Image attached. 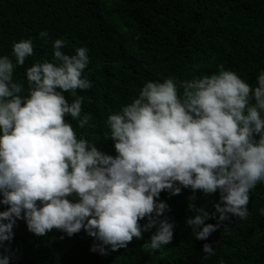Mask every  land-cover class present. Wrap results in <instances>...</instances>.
<instances>
[{
	"label": "clouds",
	"instance_id": "9594fccd",
	"mask_svg": "<svg viewBox=\"0 0 264 264\" xmlns=\"http://www.w3.org/2000/svg\"><path fill=\"white\" fill-rule=\"evenodd\" d=\"M66 43L55 39L53 60L26 68L27 87L13 79V70L32 55L31 38L13 43L15 63L0 55V205L6 206L0 210V264L12 258L19 219L37 236L53 228L68 236L83 229L96 241L90 250L100 254L126 248L145 231L151 235L144 246L159 249L174 231L161 191L192 190L186 224L198 240L230 216L250 215L249 190L264 182V69L251 85L223 65L188 80L146 81L104 121L111 155L78 136L66 118L78 129L94 126L77 94L92 86L83 71L88 49L66 54ZM197 190L219 193L214 212L194 203ZM210 218L216 223H206ZM202 252L207 259L215 249L204 243Z\"/></svg>",
	"mask_w": 264,
	"mask_h": 264
},
{
	"label": "trees",
	"instance_id": "16d2710c",
	"mask_svg": "<svg viewBox=\"0 0 264 264\" xmlns=\"http://www.w3.org/2000/svg\"><path fill=\"white\" fill-rule=\"evenodd\" d=\"M41 31L47 36L41 37ZM29 38L33 53L13 70V79L25 87L27 67L53 60L55 39L67 42L62 48L66 54L82 46L88 49L83 71L92 86L77 89V94L84 96L82 114L89 113L94 126L78 129L76 120L66 118L78 136L115 155L112 140L103 139L104 121L137 97L146 81L169 76L188 80L223 65L250 85L256 83L264 69V0H0V55L15 63L13 43ZM65 96L69 102L74 99L68 92ZM191 193L190 188L176 195L161 191L174 231L169 244L159 249L144 246L151 235L145 231L126 248L100 254L90 250L96 241L83 229L68 236L53 228L37 236L19 219L9 264H264V182L249 190L247 218L230 216L204 240L196 239L186 224L193 214L188 207ZM218 199V192L205 195L197 190L194 203L211 213ZM5 207L0 205V210ZM204 243L215 249L207 259L202 258Z\"/></svg>",
	"mask_w": 264,
	"mask_h": 264
}]
</instances>
